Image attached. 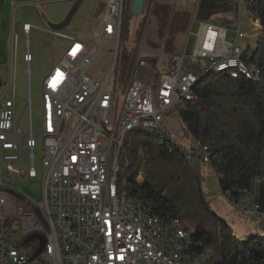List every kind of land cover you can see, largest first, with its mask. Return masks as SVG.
<instances>
[{"label": "built area", "instance_id": "built-area-1", "mask_svg": "<svg viewBox=\"0 0 264 264\" xmlns=\"http://www.w3.org/2000/svg\"><path fill=\"white\" fill-rule=\"evenodd\" d=\"M131 0H104L98 23V46L65 33L68 39L60 63L43 82L41 122L35 129L32 92L28 93V131L17 127V99L15 75L0 81V211L6 205L5 189H15L18 181L38 175L35 149L37 136L43 135L44 200L38 213L18 214L22 218L19 233L27 240L15 242L6 232V219L0 216V261L11 264H209L215 254L212 247L199 253L206 255V263L194 262L191 248L194 241L175 218L168 225H176V232L151 226L146 207L132 205L126 200V190L116 193L112 188V174L116 172L123 145V131L133 124L150 122L157 131L158 141L170 138L164 128L165 113L175 108L180 93H187L196 72L185 71L188 59H205L201 70L217 64H244L236 57L239 40L247 35L242 28V7L245 0H237L239 21L235 41L230 31L211 22H201L195 33L191 54L184 52L171 58L169 72L158 81L139 77L137 67L145 66L138 58L136 69L128 82L120 113L118 99L108 89L118 60V47L123 31L124 12ZM145 11H143L144 13ZM28 36L33 28L21 25ZM14 38V59L17 61L18 33ZM107 41L117 42L115 63L109 79L102 83L89 74V68L102 53ZM33 60L28 42L24 61L29 67ZM13 89V95L8 91ZM187 100H191L187 96ZM188 157L191 151H187ZM201 159L209 163L205 146ZM143 179L142 173L138 180ZM21 191V186L19 185ZM227 196V195H226ZM242 216L252 212L259 216L258 206L245 202ZM159 219V218H157ZM157 231L168 234V242L157 239ZM40 240V245L37 242ZM172 240H180V247H172Z\"/></svg>", "mask_w": 264, "mask_h": 264}, {"label": "trees", "instance_id": "trees-1", "mask_svg": "<svg viewBox=\"0 0 264 264\" xmlns=\"http://www.w3.org/2000/svg\"><path fill=\"white\" fill-rule=\"evenodd\" d=\"M151 5L146 14H159L161 6L153 0ZM245 6L264 26V0H245ZM230 11L219 7L215 12ZM230 13L231 16L218 19L220 26L236 27L237 12ZM187 20L188 14L183 13L175 31ZM241 58L253 71L251 77L241 72L233 76L230 70L201 71L196 62L187 60L184 70L199 75L193 87L195 97L172 110L192 139L191 149L177 143L171 135L160 142L157 131L135 128L125 136L118 157L119 189H125L163 223L175 218L181 222L191 219L195 233L190 236L200 241L191 249L199 253L212 247L215 254L209 264H264V236L240 239L234 234L212 208L201 168L202 164L209 166L221 192L236 205L242 207L250 201L258 206L259 216L264 217V29L252 45L242 48ZM205 146L209 163H204L200 155ZM25 243L21 241L20 246Z\"/></svg>", "mask_w": 264, "mask_h": 264}, {"label": "rangeland", "instance_id": "rangeland-1", "mask_svg": "<svg viewBox=\"0 0 264 264\" xmlns=\"http://www.w3.org/2000/svg\"><path fill=\"white\" fill-rule=\"evenodd\" d=\"M151 1H144L145 13L133 10L135 0H132V7H127L124 12L123 31L118 47L119 58L108 85V89L118 99L116 104L118 113L121 111L125 90L136 69L138 58L146 64L137 67V75L158 81L160 75L169 72L171 58L174 55H182L184 52L192 53L196 39L195 33L201 22L219 25L218 19L231 16L230 12L233 10L237 12L236 25L239 21L237 0H153V3L157 2L161 6L160 13L153 16L150 12L146 14L147 10L153 6ZM103 6L104 0H0V81L13 79L15 75L16 119L17 127L22 133L26 134L28 131L29 88L32 92L35 129H38L41 122L43 82L50 71L60 63L69 42L55 32L77 36L98 46L97 27ZM219 7H227L231 11L221 14L215 12ZM183 13L188 14L187 23L179 31H175L177 20ZM70 14H72L71 21L62 28L57 27ZM241 15L242 28L247 35L240 39L239 43L242 48H245L255 42L264 27L259 20L246 11L245 5L242 7ZM26 23L33 26L27 37L22 27L17 30L18 24ZM235 28H227L230 31L229 40L235 41ZM16 33H18V58L15 63L14 35ZM27 42L33 57L29 67L24 61ZM116 51L117 42L107 41L102 53L89 68V74L105 83L111 75ZM196 61L202 67L207 63L205 59ZM8 95H13L12 88L8 91ZM164 128L177 143L191 149L192 139L181 125L174 110L165 113ZM36 140L35 158L38 175L19 179L14 190L3 191L6 205L0 211V216L9 221L6 232L15 242L20 239L27 240L19 233L22 218L18 214V209L25 208L27 213H38L44 200L43 135L39 134ZM201 168L205 177L204 188L209 193L210 204L232 227L234 234L240 239L252 235L264 236L263 220L259 217L255 218L254 215L248 214L249 212L245 213L249 218H244L240 211V204L236 205L221 192L218 179L215 175H211L213 171L209 166L202 164ZM182 227L189 235L195 233V223L191 219H183ZM0 264H11V262L0 261Z\"/></svg>", "mask_w": 264, "mask_h": 264}, {"label": "bare ground", "instance_id": "bare-ground-1", "mask_svg": "<svg viewBox=\"0 0 264 264\" xmlns=\"http://www.w3.org/2000/svg\"><path fill=\"white\" fill-rule=\"evenodd\" d=\"M241 55H242V47L241 45H239L238 50H236V57L241 58ZM207 70H214L217 72L230 70L233 76H237L238 72H241L248 77H251L253 73V71L249 69L245 64H236V65L235 64H217L216 66H209ZM198 80H199V75L196 73V76H194V80L191 81L190 85H188L187 93H180V100H187V96L191 100L194 99L195 93L193 91V87L197 83ZM180 103L182 102H175V108ZM135 128L151 129V123L142 122V123L133 124V128H128L125 131H123V140L126 136V133L127 132L129 133ZM118 171H119V166H116V172H113L112 174V188H113V191H115L116 193H123V189H119L117 185ZM126 200H129V202L132 203V205H139L140 203V202H135L133 198H131L127 194V192H126ZM146 211H148L147 208H146ZM148 213H149V221H151V226H159L161 230H168V232H176V225H168L166 223H163L160 219H157V217L151 215L149 211ZM157 239L161 242H168V234L165 233V231H157ZM172 247H180V240H172ZM191 257H194V262L206 263V255L202 253H196L192 251V249H191Z\"/></svg>", "mask_w": 264, "mask_h": 264}, {"label": "water", "instance_id": "water-1", "mask_svg": "<svg viewBox=\"0 0 264 264\" xmlns=\"http://www.w3.org/2000/svg\"><path fill=\"white\" fill-rule=\"evenodd\" d=\"M142 1L143 0H135L134 4H133V10L135 12H143L144 10H142ZM72 18V14H70V16L63 22L60 24V27H64L67 23H69L71 21ZM128 134V132L126 133V135ZM22 214V209H20V215Z\"/></svg>", "mask_w": 264, "mask_h": 264}, {"label": "crops", "instance_id": "crops-1", "mask_svg": "<svg viewBox=\"0 0 264 264\" xmlns=\"http://www.w3.org/2000/svg\"><path fill=\"white\" fill-rule=\"evenodd\" d=\"M132 1V0H131ZM144 1L145 0H143L142 1V10H144V11H146V7L144 6ZM133 3V2H132ZM132 3H131V7H132ZM140 13H143V12H140ZM145 13V12H144ZM98 23H99V21H98ZM262 27H264V26H262ZM20 28H21V25L20 24H18L17 25V30H20ZM98 28V27H97ZM263 30V29H262ZM27 37V36H26ZM74 37H77V36H74ZM82 39V38H81ZM1 79V78H0ZM2 81V80H1ZM211 175L213 176V175H215L213 172L211 173ZM248 214H252V212H249ZM252 216H253V214H252ZM244 218H246V219H248L249 217L247 216V215H245V216H243ZM255 218L257 217H259L260 218V220H263V224H264V217H262V216H254ZM263 227H264V225H262Z\"/></svg>", "mask_w": 264, "mask_h": 264}]
</instances>
